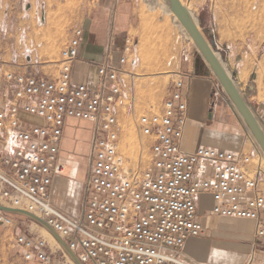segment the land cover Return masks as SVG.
Instances as JSON below:
<instances>
[{
	"label": "built area",
	"instance_id": "2783aa9c",
	"mask_svg": "<svg viewBox=\"0 0 264 264\" xmlns=\"http://www.w3.org/2000/svg\"><path fill=\"white\" fill-rule=\"evenodd\" d=\"M85 34L71 29L60 52L58 74L49 77L23 65H0V203L45 220L83 264H202L187 254L190 237L206 228L202 196L212 200L210 214L251 223V249L245 264H264V164L260 152L214 146L183 149L189 120L191 78L174 71L160 112L137 118L141 149L150 140V161H132L122 150L121 105L135 72L137 41L130 35L108 44L102 58L90 61L95 81L75 82ZM132 96V94L130 93ZM91 124L90 169L83 213L73 215L52 201L54 180L64 173L62 150L69 121ZM0 223L14 218L0 210ZM25 261L76 264L59 245L18 233Z\"/></svg>",
	"mask_w": 264,
	"mask_h": 264
},
{
	"label": "rangeland",
	"instance_id": "374dc122",
	"mask_svg": "<svg viewBox=\"0 0 264 264\" xmlns=\"http://www.w3.org/2000/svg\"><path fill=\"white\" fill-rule=\"evenodd\" d=\"M182 1L193 19L197 21L199 31L224 70L233 78L240 95L245 99L247 106L264 131V110L258 109L254 101L250 99V93L243 86L242 79L237 78L235 61L229 58V51L234 46H251L253 48L251 50L259 58L262 70H264V0ZM129 2L134 11L130 12V26H128L125 35L119 36L116 31L117 0H112L110 5L104 4L103 0H0V65H3L4 70H19L23 68V65H32L34 71L55 77L58 74L60 52L67 44L71 36V29L76 26L74 24L81 23L79 25L85 26V22L96 17L98 24L96 23L95 34L99 37L104 32L103 25L99 24V17L102 16L105 24L104 52L110 42H114L115 39L119 41L127 35L137 41L135 45L137 60L131 66L137 76L135 75L132 84H130V80H127L126 87V93L132 101H124V104L121 105L119 118L123 128L121 150L127 158L132 161L142 160L143 163L140 165L143 169L148 165L151 142L144 140L147 145L144 150L139 146L136 136L137 118L147 112L162 110L163 101L173 77L171 73L177 69L186 70V66L191 61H194L202 71L207 72L212 82V94L209 97L208 105L202 112L206 126L210 127L214 122L222 120L232 124L239 132L240 143L246 144L245 152L253 150L259 152L261 146L254 144L251 129L249 130V126L239 118L232 99L198 45L184 32L180 22L175 20V23L172 24L173 34H170L165 26L166 17L169 14L162 10L159 12L157 9L159 0H129ZM112 37L115 39L113 40ZM221 56L225 62H221ZM151 100H155V103L152 104ZM223 106L226 108L224 117L221 116ZM210 113L212 116L214 115V119L210 118ZM191 131L196 133V130ZM70 139L76 142L80 141L76 135ZM88 143L89 140H87V145ZM261 159L264 164V159L262 157ZM211 205L212 200L209 197H201L200 213L203 221H212ZM12 216L16 222L25 221L27 224H32L33 229H38L50 245L57 248L58 245L53 239L54 235L49 230L47 231V228L34 220L35 223L29 222L30 218L25 215ZM235 221H225L221 225V228L229 231V234L225 235L221 232L218 234L222 237L213 238L235 242L232 244L233 249L229 250L239 254L241 260L239 263L230 264H240L244 254L251 247L252 237L249 233L252 228L250 223L242 220ZM214 225L216 226V224ZM240 225L242 228H239ZM234 231L240 234L230 233ZM10 232L8 228L0 226V264H12V256L17 253V247L14 246L13 236ZM210 247H213L209 251L211 258L212 255H215L213 250L215 248L213 245ZM4 256L7 262L4 261Z\"/></svg>",
	"mask_w": 264,
	"mask_h": 264
},
{
	"label": "crops",
	"instance_id": "0c3cea01",
	"mask_svg": "<svg viewBox=\"0 0 264 264\" xmlns=\"http://www.w3.org/2000/svg\"><path fill=\"white\" fill-rule=\"evenodd\" d=\"M111 2L112 0H103V3L107 5H110ZM117 3L116 31L119 36H123L127 32L128 26H130V12L132 11L133 13L134 11L131 8L129 0H117ZM99 18V24L103 25L104 32L101 34L102 36L100 35L97 37L95 34L97 30L96 17L84 24L85 34L80 47V60L76 63L73 73V80L75 82L93 83L95 81V69L90 66L89 62L100 60L105 49V24L103 17L101 16ZM79 24L75 23L74 25ZM251 49H253L251 46H234L233 49L229 51V58H232L235 61L237 78L242 79L243 86L250 93V99L254 101V104L258 109L264 110V70H262L259 58L254 55L255 52ZM131 66L133 65L127 66V70L134 72L133 69H131ZM184 71L191 77L187 81L191 98L189 103L190 116L185 130L183 149L186 151H193L198 146L203 145L234 151H246V144L240 143L238 137L239 132L237 131L236 126L228 124L223 120L214 122L210 127H207L204 123L202 112L208 105L209 97L211 96L213 89L212 82L210 81L211 78L208 73L202 71L194 61L189 62ZM171 75L173 76L174 73L172 72ZM225 112L226 108L223 106L221 109L222 117H224ZM213 116L211 117L212 119L215 118ZM191 130H193V132L196 130V133H192ZM73 135L78 136L80 141L76 142L73 139L71 140L70 138L73 137ZM87 140H89L88 145ZM90 140L91 124L89 122L76 119L69 121L62 150L65 170L63 174L58 175L54 180L52 201L55 205L73 215H80L84 210L85 180L90 169ZM86 154L87 157H85ZM10 214L16 215L14 213ZM211 220V222L203 221L206 228V232L203 236L188 238L185 250L188 255L202 264H230L228 253L230 252V248L233 249L232 244H235V242L225 241L224 239L219 240V238L215 240L213 238L216 236L222 237L218 234L221 232H223V234L225 233V235L229 234V231L222 229L221 225L224 224L225 221H235L236 219H217L211 216ZM30 221L35 223L33 220L29 219V222ZM211 224L213 225L211 226ZM214 224H216V226ZM0 226L6 227L11 231L10 234L13 236V240L18 233H26L34 237H43L38 229H33V225L27 224L25 221L16 222L14 219V224L12 226L7 227L3 223H0ZM230 233L235 235L237 233L240 234L237 231ZM211 245L215 248L213 249L215 255H212L210 258L209 251L213 248L210 247ZM15 247H17V253L12 256V264H40L37 260L25 261L22 256V248L20 246ZM250 249L244 254L243 261L240 264H245ZM4 258V261L7 262L5 256Z\"/></svg>",
	"mask_w": 264,
	"mask_h": 264
},
{
	"label": "water",
	"instance_id": "95a60500",
	"mask_svg": "<svg viewBox=\"0 0 264 264\" xmlns=\"http://www.w3.org/2000/svg\"><path fill=\"white\" fill-rule=\"evenodd\" d=\"M177 15L180 17L184 25L188 28L190 33L192 34L193 38L197 42L203 56L207 60V62L210 64L211 68L213 69L214 73L216 74L217 78L220 80L221 84L224 85L230 96L235 100L238 107L244 114L245 118L247 119L248 123L250 124L252 130L256 134L258 140L264 147V135L259 129L257 123L255 122V119L251 115L250 111L248 110L245 103L242 101V99L237 94L236 90L234 89L230 79L227 77L223 67L215 57L213 50L209 47L206 40L203 38V36L199 33L197 28L195 27L194 23L192 22L191 18L189 17L187 10L182 5L180 0H170ZM210 118L212 117V114H209ZM0 210L7 212V213H14V214H22L27 216L28 218L38 222L45 228H47L54 236L57 238L59 243L62 245V247L65 249V251L69 254V256L75 261L76 264H83L79 258L76 256V254L69 248L67 243L59 236V234L42 218L38 217L37 215L22 210V209H14L7 206H3L0 203Z\"/></svg>",
	"mask_w": 264,
	"mask_h": 264
},
{
	"label": "bare ground",
	"instance_id": "6f19581e",
	"mask_svg": "<svg viewBox=\"0 0 264 264\" xmlns=\"http://www.w3.org/2000/svg\"><path fill=\"white\" fill-rule=\"evenodd\" d=\"M180 2L182 3V5L185 7V4L182 0H180ZM160 12V10H162L164 13L169 14V16L166 17V23L165 26L167 27V29L169 30L170 34H173V25L175 23V20L177 22H180V24L182 25V28L184 30V32H186V34L188 35V37L192 40L195 41V39L193 38L192 34L190 33V31L188 30V28L184 25V23L182 22V20L180 19V17L177 15L172 3L170 0H159V6L157 8ZM185 9L187 10V13L189 15V17L191 18L192 22L194 23L195 27L197 28V30L199 31V25L197 23V21L195 19H193V16L191 15L190 11L185 7ZM165 14V15H166ZM199 33L201 34V32L199 31ZM202 35V34H201ZM173 36V35H171ZM203 36V35H202ZM168 38V37H167ZM204 38V36H203ZM205 39V38H204ZM207 42V41H206ZM195 43L197 44V42L195 41ZM198 45V44H197ZM199 47V46H198ZM219 52V51H217ZM215 55V54H214ZM216 57V55H215ZM217 58V57H216ZM218 60V59H217ZM221 62H225L223 60V58H220ZM219 61V60H218ZM220 63V62H219ZM221 64V63H220ZM222 66V65H221ZM223 67V66H222ZM224 69V68H223ZM213 70V69H212ZM225 71V70H224ZM227 77L230 79L234 89L236 90L237 94L239 95V97L242 99V101L245 103V105L247 106L248 104L246 103L245 99L240 95V91L236 85V83L234 82L233 78L225 71ZM224 87V85H223ZM224 89L226 90V88L224 87ZM227 91V90H226ZM228 93V91H227ZM229 97L232 99L233 103L235 104L236 107V111L238 113L239 118L244 121L245 124H247V126H249V130L251 129V137L253 139V142L255 145H259V147L261 146V150L259 148V152L261 154V157L264 159V147L262 146V144L260 143V141L258 140L256 134L254 133V131L252 130L250 124L248 123L247 119L245 118L244 114L242 113V111L240 110V108L238 107L237 103L235 102V100L230 96V94L228 93ZM151 103L154 104L155 100H151ZM248 110L250 111L251 115L253 116V118L255 119V122L257 123L259 129L261 130V132L264 135V131L262 126L260 125L259 121L257 120V118L255 117V115L251 112V110L249 109V107L247 106ZM253 132V133H252ZM5 206V205H3ZM241 221V220H240ZM242 225V224H241ZM239 226V228H242V226ZM251 225V223H250ZM252 228V226H251ZM48 231V229H46ZM252 230V229H251ZM50 233V232H49ZM51 234V233H50ZM52 235V234H51ZM53 236V235H52ZM54 242L58 245H56L57 247H59V245H61L59 243V241L57 240V238H55V236H53ZM52 241V240H51ZM228 260L230 263H238L241 260V256L239 254L233 253V252H229L228 253ZM1 258V257H0Z\"/></svg>",
	"mask_w": 264,
	"mask_h": 264
},
{
	"label": "flooded vegetation",
	"instance_id": "af4514ba",
	"mask_svg": "<svg viewBox=\"0 0 264 264\" xmlns=\"http://www.w3.org/2000/svg\"><path fill=\"white\" fill-rule=\"evenodd\" d=\"M219 54H220V52H219ZM222 57V56H221Z\"/></svg>",
	"mask_w": 264,
	"mask_h": 264
}]
</instances>
